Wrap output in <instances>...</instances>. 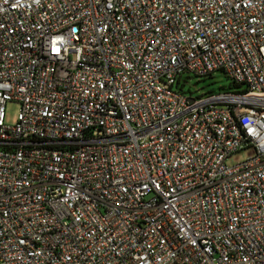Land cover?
<instances>
[{
	"label": "built area",
	"instance_id": "built-area-1",
	"mask_svg": "<svg viewBox=\"0 0 264 264\" xmlns=\"http://www.w3.org/2000/svg\"><path fill=\"white\" fill-rule=\"evenodd\" d=\"M0 264H264V0H0Z\"/></svg>",
	"mask_w": 264,
	"mask_h": 264
},
{
	"label": "rangeland",
	"instance_id": "rangeland-1",
	"mask_svg": "<svg viewBox=\"0 0 264 264\" xmlns=\"http://www.w3.org/2000/svg\"><path fill=\"white\" fill-rule=\"evenodd\" d=\"M182 84V92L187 96L197 97L199 95L218 94L226 91H237L245 89L244 86L236 88L232 81L221 71L214 72L209 77H196L192 73H184L180 77ZM20 104L16 101H10L5 108V121L9 125L16 123L19 113ZM255 150L247 148L232 154L227 160V166H233L237 163L245 161L253 157Z\"/></svg>",
	"mask_w": 264,
	"mask_h": 264
}]
</instances>
